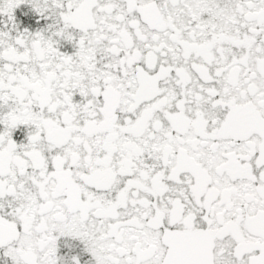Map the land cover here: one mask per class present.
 Wrapping results in <instances>:
<instances>
[{"label": "snow or ice", "instance_id": "snow-or-ice-1", "mask_svg": "<svg viewBox=\"0 0 264 264\" xmlns=\"http://www.w3.org/2000/svg\"><path fill=\"white\" fill-rule=\"evenodd\" d=\"M0 264H264V0H0Z\"/></svg>", "mask_w": 264, "mask_h": 264}]
</instances>
